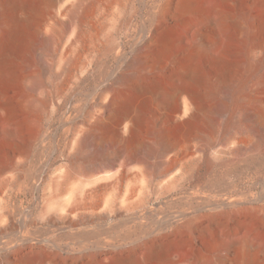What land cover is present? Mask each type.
Listing matches in <instances>:
<instances>
[{
	"label": "rangeland",
	"instance_id": "374dc122",
	"mask_svg": "<svg viewBox=\"0 0 264 264\" xmlns=\"http://www.w3.org/2000/svg\"><path fill=\"white\" fill-rule=\"evenodd\" d=\"M171 1L123 0L115 19L108 20L106 37L131 57L133 38L143 21L150 18L157 23ZM238 4L232 8L235 15H253L257 30L264 0H239ZM173 14L169 21L177 27L181 22ZM256 32L263 56L251 80L264 78V33ZM108 47L107 43L67 86L57 89L43 80V88L36 92L42 105L28 114L30 120L20 138L24 143L0 145V197H4L0 213L8 217L0 221V248L12 246L23 233L35 238L33 243L58 264H71L76 256L108 249L110 242L126 247L163 236L168 245L182 241L202 246L201 230L213 212L229 217L234 234L246 224L264 233V120L256 119L252 102L241 98L236 104L209 84L204 87L208 95L204 114L185 130L174 124L172 146L166 152L145 145L156 117L151 109H147L143 132L132 138L136 147L129 152L121 150L131 139L97 149L80 146L77 138L87 127L93 101L105 83L102 68L113 72L118 65ZM61 50L52 54L55 62ZM235 59L233 80L237 82L245 76L242 52ZM205 71L215 76L208 66ZM260 90L243 89L241 96L257 97ZM241 114L247 116L243 122ZM95 179L97 183L87 184ZM82 188L94 191L76 205V197L85 191L80 193ZM70 194V206L62 211L60 204ZM192 223L198 227L192 229ZM218 249L209 253L214 255Z\"/></svg>",
	"mask_w": 264,
	"mask_h": 264
},
{
	"label": "bare ground",
	"instance_id": "6f19581e",
	"mask_svg": "<svg viewBox=\"0 0 264 264\" xmlns=\"http://www.w3.org/2000/svg\"><path fill=\"white\" fill-rule=\"evenodd\" d=\"M122 1L0 0V145L18 146L24 141L20 138L30 120L28 114L42 105L36 92L43 88V80L57 89L67 86L78 71L94 62L107 43L118 65L113 72L102 68L105 83L93 101L87 127L77 138L81 147L97 149L131 139L121 150L129 152L136 147L132 138L143 132L147 109H151L156 117L145 145L166 152L172 146L174 124L185 130L204 114L208 96L204 87L209 84L235 103L241 98L252 102L256 119L264 120V78L251 80L263 56L256 31L264 33V16L255 19L260 25L256 30L253 15L243 12L240 17L233 12L239 0H172L157 23L150 18L143 21L139 35L132 37L133 55L126 57L116 42L106 37L109 22L115 19ZM171 14L181 22L177 27L169 21ZM61 47L55 62L51 56ZM240 52L245 76L235 82V57ZM206 66L213 70L214 77L206 73ZM253 88L261 89L257 97L241 96L243 89ZM246 117L241 114V121ZM82 190L85 188L80 193ZM93 191L78 194L76 205ZM72 194L60 204L62 211L70 206ZM208 217V225L201 230L202 246L182 241H170L168 245L163 236L126 247L110 242L108 249L90 253L87 258L76 256L71 264H264V233L241 223L243 226L234 234L227 215L213 212ZM3 218L0 213V221ZM197 227L191 224L192 229ZM33 239L18 234L12 246L0 248V264H58ZM216 248L218 253H209Z\"/></svg>",
	"mask_w": 264,
	"mask_h": 264
}]
</instances>
